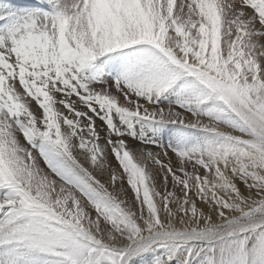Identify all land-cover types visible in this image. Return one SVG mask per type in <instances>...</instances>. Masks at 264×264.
<instances>
[{
  "label": "snow or ice",
  "instance_id": "1",
  "mask_svg": "<svg viewBox=\"0 0 264 264\" xmlns=\"http://www.w3.org/2000/svg\"><path fill=\"white\" fill-rule=\"evenodd\" d=\"M0 264H264V0H0Z\"/></svg>",
  "mask_w": 264,
  "mask_h": 264
}]
</instances>
